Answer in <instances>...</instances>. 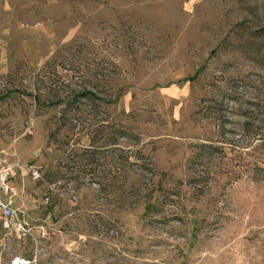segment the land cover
<instances>
[{
	"label": "rangeland",
	"instance_id": "1",
	"mask_svg": "<svg viewBox=\"0 0 264 264\" xmlns=\"http://www.w3.org/2000/svg\"><path fill=\"white\" fill-rule=\"evenodd\" d=\"M263 28L264 0H2L0 149L40 176L10 181L37 246L0 229V264H264V189L197 199L185 184L190 145L213 130L200 99L264 104ZM85 89L102 100L74 98ZM125 149L151 169L126 168ZM126 173L156 210L121 209Z\"/></svg>",
	"mask_w": 264,
	"mask_h": 264
},
{
	"label": "trees",
	"instance_id": "2",
	"mask_svg": "<svg viewBox=\"0 0 264 264\" xmlns=\"http://www.w3.org/2000/svg\"><path fill=\"white\" fill-rule=\"evenodd\" d=\"M261 32L259 37L263 39V48L260 51L264 53V28ZM78 97L102 100L86 89L74 95V98ZM117 98L118 96L107 102L112 103ZM61 102L63 99L57 97L51 103ZM260 102L261 100L254 97L245 98L236 90L229 88H218L217 94L200 99V103L203 104L194 114L203 111L204 117L212 122L213 130L207 138L198 139L190 145L185 184L190 187L195 198L206 196L214 186L226 189L227 186L241 180H248L256 188L264 189V104ZM101 146L96 145L87 151L89 163L96 160L95 155L103 148ZM131 155L133 154L128 149L121 154L123 165L128 169L139 162V160L130 162ZM134 156L140 161L142 159L143 162L138 163L141 170L151 169L150 160L141 151H137ZM123 180L126 182V188L122 194L124 203L122 210L127 209L126 203L131 205L142 203L145 211H149L150 208L156 210L151 202L154 188L149 187L146 182H142L140 187H135V184L129 182L127 173ZM195 210L194 206L190 209L198 219L197 217L201 215L199 212L196 214ZM212 211L216 215L218 209ZM202 215V219L205 220L209 217V212Z\"/></svg>",
	"mask_w": 264,
	"mask_h": 264
},
{
	"label": "built area",
	"instance_id": "3",
	"mask_svg": "<svg viewBox=\"0 0 264 264\" xmlns=\"http://www.w3.org/2000/svg\"><path fill=\"white\" fill-rule=\"evenodd\" d=\"M23 181L26 176L32 179L39 178V170L32 164H27L0 149V229L5 235L17 240L30 239L37 246V237L34 236L33 227L26 221L22 212L17 209L14 198L18 197V189L10 181L16 177ZM42 237H45L43 226ZM39 237V236H38ZM34 259L14 257L11 264H32Z\"/></svg>",
	"mask_w": 264,
	"mask_h": 264
},
{
	"label": "crops",
	"instance_id": "4",
	"mask_svg": "<svg viewBox=\"0 0 264 264\" xmlns=\"http://www.w3.org/2000/svg\"><path fill=\"white\" fill-rule=\"evenodd\" d=\"M1 1H2V0H0V6H1Z\"/></svg>",
	"mask_w": 264,
	"mask_h": 264
}]
</instances>
